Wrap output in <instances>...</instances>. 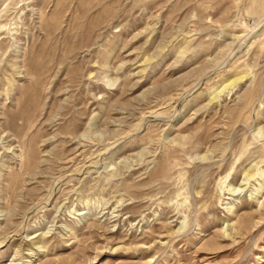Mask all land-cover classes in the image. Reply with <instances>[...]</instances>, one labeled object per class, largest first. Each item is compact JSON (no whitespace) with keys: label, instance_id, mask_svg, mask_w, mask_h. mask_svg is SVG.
I'll list each match as a JSON object with an SVG mask.
<instances>
[{"label":"rangeland","instance_id":"rangeland-1","mask_svg":"<svg viewBox=\"0 0 264 264\" xmlns=\"http://www.w3.org/2000/svg\"><path fill=\"white\" fill-rule=\"evenodd\" d=\"M0 264H264V0H0Z\"/></svg>","mask_w":264,"mask_h":264},{"label":"bare ground","instance_id":"bare-ground-1","mask_svg":"<svg viewBox=\"0 0 264 264\" xmlns=\"http://www.w3.org/2000/svg\"><path fill=\"white\" fill-rule=\"evenodd\" d=\"M236 82H237V80H236ZM233 84H235V83H233Z\"/></svg>","mask_w":264,"mask_h":264}]
</instances>
